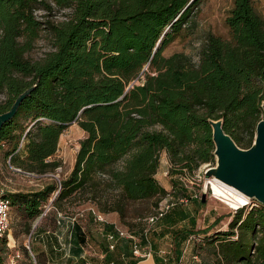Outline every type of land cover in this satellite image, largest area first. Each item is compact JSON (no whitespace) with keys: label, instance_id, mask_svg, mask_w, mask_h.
I'll use <instances>...</instances> for the list:
<instances>
[{"label":"trees","instance_id":"1","mask_svg":"<svg viewBox=\"0 0 264 264\" xmlns=\"http://www.w3.org/2000/svg\"><path fill=\"white\" fill-rule=\"evenodd\" d=\"M201 1L0 0V112L35 83L0 128V157L25 171L54 170L64 128L76 122L84 131L59 185L6 193L26 230L50 197L56 211L82 197L121 221H142L168 192L156 177L162 152L173 194L192 196L182 178L215 163L209 118L250 146L264 100V13L253 0H231L225 36L208 32L196 58L164 54ZM41 32L49 46L33 58ZM230 215L226 229L202 230L212 232L193 246L197 264H264V203ZM9 228L0 237L6 251L15 247Z\"/></svg>","mask_w":264,"mask_h":264},{"label":"rangeland","instance_id":"2","mask_svg":"<svg viewBox=\"0 0 264 264\" xmlns=\"http://www.w3.org/2000/svg\"><path fill=\"white\" fill-rule=\"evenodd\" d=\"M256 9L264 13V0H253ZM231 6V0H203L198 6L194 8V13L192 14L194 22L191 27L181 35L170 42L164 49V54H170L174 51H184L190 53L194 58H196V52L200 45L202 44L206 34L208 32H213L220 35L227 34V27L224 23V18L227 14L229 7ZM49 46L48 35L45 32H41L34 47L28 53L29 56L36 58L42 54ZM146 66V65H145ZM143 67L144 69L146 67ZM261 116H263V109ZM241 138L244 140L247 138V134L244 131L239 133ZM84 136V131L76 123L72 122L64 128L63 132L59 136L58 147L53 158L60 160V164L54 169L46 172H31L21 170L16 166H13L9 162V158L3 159L0 157V188L3 192H11L16 190H25L30 188H39L43 185L56 182L64 178L71 170L76 151L79 147V140ZM243 147V146H242ZM206 164L213 165L209 162ZM169 162L165 152H162L160 157V167L156 173V177L159 182L170 192L173 191V186L170 175L168 173ZM212 176L206 177L204 175V166L202 165L196 172L195 176H188L182 178L183 183L186 185L187 189L194 190L197 193L195 199V205L202 212L204 209L209 210L214 208L217 212V217L215 220L216 226L213 228L226 229L227 222L231 215L235 212L238 207L232 208L228 206L222 200L216 198L212 194V189L210 188V179ZM205 192V200L199 202L198 198H202V193ZM256 199H250L248 204L242 205L247 206L252 201ZM52 197L44 203L43 211L33 220L30 221V228L26 230V219L23 217L15 207H11L10 210V229L16 241L15 247L11 249L3 250L0 245V262L6 261L10 255L15 251L19 250L21 255L18 260L22 264H35V258H33V252L30 250V235L34 234V231L39 228H51L52 221L50 217V212L52 209H46L48 205L51 206ZM63 209L58 210L59 213L71 216L75 218H80V220L87 219L86 211L92 213V208L101 214L107 213L101 210L98 206H93L88 201L83 200L82 197H77L71 201H63ZM240 207V206H239ZM45 212V213H43ZM125 221H118V225L130 228L135 226H143L144 220L139 221L138 218L134 217L132 214H128ZM138 222V223H137ZM203 228L192 229L191 232L195 235V239L191 241L193 246H196V242L203 239L204 234H210L212 229L207 233L203 232ZM197 233V234H195ZM31 235V236H32ZM13 241H11L12 243ZM31 247V245H30ZM37 258V256H36Z\"/></svg>","mask_w":264,"mask_h":264},{"label":"crops","instance_id":"3","mask_svg":"<svg viewBox=\"0 0 264 264\" xmlns=\"http://www.w3.org/2000/svg\"><path fill=\"white\" fill-rule=\"evenodd\" d=\"M194 201L195 198L186 204L173 205L146 235H142L145 225L132 228L142 235V246L150 243L151 254L145 257H136L130 240L125 237H118L114 248H108L105 234L112 229L111 225L120 221L116 211H108L103 221H96L87 210V219L80 220L59 213L52 206L51 228L39 227L31 233L29 248L35 264H197L199 261L193 258V245L187 242V236L192 229L208 226L213 229L217 212L214 208L200 212ZM7 235L16 243L11 230Z\"/></svg>","mask_w":264,"mask_h":264},{"label":"water","instance_id":"4","mask_svg":"<svg viewBox=\"0 0 264 264\" xmlns=\"http://www.w3.org/2000/svg\"><path fill=\"white\" fill-rule=\"evenodd\" d=\"M35 83L22 90L10 107L0 112V128L17 112L22 100L34 89ZM263 116L255 125L250 146H239L224 130L222 119L209 118L214 142L215 163L206 167L204 175L212 176L236 188L250 199L264 203V100L261 103ZM205 192L201 201H204Z\"/></svg>","mask_w":264,"mask_h":264},{"label":"built area","instance_id":"5","mask_svg":"<svg viewBox=\"0 0 264 264\" xmlns=\"http://www.w3.org/2000/svg\"><path fill=\"white\" fill-rule=\"evenodd\" d=\"M2 145H3V143H2ZM202 165L204 166V171H205V169L208 165L206 163H204ZM59 184H60V180H58V185ZM192 197H197V193L193 191L192 196H187V195L175 196L173 194V192L168 191L159 200L158 205L155 207V209L143 218V220L145 222V226L142 230V235H146V233L150 229V227L160 217H162L173 205L186 204L190 201V199ZM46 207H47L46 209H48L50 207V205H48ZM10 209H11L10 199L6 195V192H3L2 188H0V237L5 233V231L10 226ZM43 213H45V212H43ZM92 214H93L94 220H96V221H103L104 220L103 214L94 210L93 208H92ZM142 235L137 234L133 230L126 228V227H123V226H120L116 223L113 224L112 229L107 231L105 234L106 239L108 241L107 246L109 249L114 248L116 240L118 237L128 238L130 240L132 253L138 258L145 257V256H148L151 254V246H150L149 242H147L146 246H142V243H141ZM194 238H195V235L190 234L187 237V242L193 240ZM20 255H21L20 251L15 250L6 261L0 262V264H22L18 260ZM193 258L196 260H199L197 255H193Z\"/></svg>","mask_w":264,"mask_h":264},{"label":"bare ground","instance_id":"6","mask_svg":"<svg viewBox=\"0 0 264 264\" xmlns=\"http://www.w3.org/2000/svg\"><path fill=\"white\" fill-rule=\"evenodd\" d=\"M209 184L212 194L232 208L238 207L239 209V206L249 202L247 195L217 178H211Z\"/></svg>","mask_w":264,"mask_h":264}]
</instances>
